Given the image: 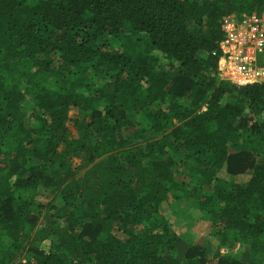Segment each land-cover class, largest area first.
I'll return each instance as SVG.
<instances>
[{"label":"trees","instance_id":"1","mask_svg":"<svg viewBox=\"0 0 264 264\" xmlns=\"http://www.w3.org/2000/svg\"><path fill=\"white\" fill-rule=\"evenodd\" d=\"M262 10L0 0V264H264V82L217 75L223 17Z\"/></svg>","mask_w":264,"mask_h":264},{"label":"built area","instance_id":"2","mask_svg":"<svg viewBox=\"0 0 264 264\" xmlns=\"http://www.w3.org/2000/svg\"><path fill=\"white\" fill-rule=\"evenodd\" d=\"M217 75L237 87L264 82V10L231 13L221 22Z\"/></svg>","mask_w":264,"mask_h":264},{"label":"rangeland","instance_id":"3","mask_svg":"<svg viewBox=\"0 0 264 264\" xmlns=\"http://www.w3.org/2000/svg\"><path fill=\"white\" fill-rule=\"evenodd\" d=\"M108 78V77H106ZM105 78V79H106ZM103 79V80H105ZM102 80V79H101ZM34 107V104L31 103L27 108H26V113L32 110V108ZM204 109V107H203ZM75 112L74 109H71L70 113L73 114ZM28 117V115H27ZM134 119L135 116H134ZM28 121V119H27ZM144 147V143H141L140 141L134 142L132 145L127 146L123 151H120L119 154L124 156L127 153L130 154H135L138 155L142 152ZM108 159L107 156H101L97 161L99 162H106V160ZM82 161V158H79L76 163L80 164ZM182 171L178 172V175H181ZM220 175L226 176V172L225 170L220 172ZM230 180L232 181H244V179H246V177H242V176H234V177H229L227 176ZM52 196L50 197H45L42 199H50ZM184 202V201H182ZM189 203V202H187ZM166 207L163 210V213L165 215V218L167 219V221L169 222L170 226L176 230V232L178 234H184L188 237H190L195 243H207V241L209 240V238L211 237V229H212V223L210 221H198L197 223H195L194 225H187L185 219L182 217V212L183 210L186 211L190 209L189 204L186 203H181L179 205L173 206L172 208H169V206L167 204ZM194 216L196 218H198V213L196 211H194Z\"/></svg>","mask_w":264,"mask_h":264},{"label":"crops","instance_id":"4","mask_svg":"<svg viewBox=\"0 0 264 264\" xmlns=\"http://www.w3.org/2000/svg\"><path fill=\"white\" fill-rule=\"evenodd\" d=\"M199 221H205V220H199ZM197 223V222H196ZM192 226V225H191Z\"/></svg>","mask_w":264,"mask_h":264}]
</instances>
